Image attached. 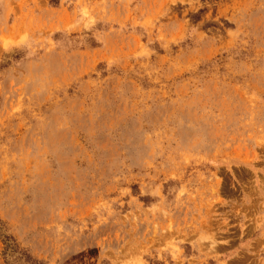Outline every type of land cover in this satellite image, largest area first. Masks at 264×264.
I'll use <instances>...</instances> for the list:
<instances>
[{
  "label": "rangeland",
  "instance_id": "obj_1",
  "mask_svg": "<svg viewBox=\"0 0 264 264\" xmlns=\"http://www.w3.org/2000/svg\"><path fill=\"white\" fill-rule=\"evenodd\" d=\"M0 219L40 264H264V0H0Z\"/></svg>",
  "mask_w": 264,
  "mask_h": 264
},
{
  "label": "trees",
  "instance_id": "obj_2",
  "mask_svg": "<svg viewBox=\"0 0 264 264\" xmlns=\"http://www.w3.org/2000/svg\"><path fill=\"white\" fill-rule=\"evenodd\" d=\"M0 240L3 243V257L6 264H10V258L23 260L28 264H40L27 251L18 246L14 237L8 232L6 224L0 219Z\"/></svg>",
  "mask_w": 264,
  "mask_h": 264
}]
</instances>
